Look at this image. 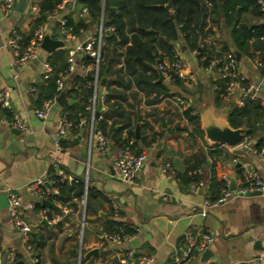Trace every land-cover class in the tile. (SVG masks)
I'll return each mask as SVG.
<instances>
[{"label":"crops","instance_id":"obj_1","mask_svg":"<svg viewBox=\"0 0 264 264\" xmlns=\"http://www.w3.org/2000/svg\"><path fill=\"white\" fill-rule=\"evenodd\" d=\"M1 1L0 89L8 90L13 113L27 127V131H20L0 124V248L3 263L9 264L12 261L9 250L13 249L24 264H117L121 253L125 249H131L136 253L150 255L151 264H173L172 257L183 243L184 232L192 227H200L213 236L208 248L212 256L200 261L198 255L190 258L187 264H256L253 256L264 255V190L258 195L232 197L218 203L210 208L205 217H200L196 210L206 197L207 182L212 172L224 183L227 181L228 187L233 181L234 188L243 167H247L264 183V154L253 153L241 145L229 148L221 144L216 147L218 151L209 153L212 149L211 143L204 135L199 136L192 132V125L181 116V110L173 102V97H181L189 103V108L198 115L199 126L200 115L206 108L211 109L214 117L222 116L226 120L227 106L214 105L210 82L214 75L199 66L196 51L188 50L180 35L173 48L174 53L176 49V53L183 55V60L180 61L185 78L175 84L170 80L168 83V80L162 77L160 81L166 85L168 97H162L154 104H145V99L153 94L144 95L132 82L126 87L118 83L109 85L110 89L120 92L124 97L120 105L123 116L129 118L133 133L137 126V137L134 133V138L144 135L149 138L154 134L153 146L149 144L143 147L136 142L137 148L146 153V161L136 173L132 184L110 175L111 161L116 157V147L110 144L108 151L102 155L97 151L96 142L91 136L94 120L106 109L102 102L106 94L103 85L97 83L95 87L93 113L85 105L84 115L79 117L77 126L62 136L58 165L60 170L69 176L67 181H82L84 193L80 198H71L77 207V214L67 216L60 209V219L50 225L42 221V211L35 208L20 210V215L30 225L32 232L38 230L45 239L39 257L35 258L34 262L32 250L26 249L20 233L7 217V193H13L23 207L30 202L33 205L40 204L41 199L32 195L26 185L36 178L45 179L53 150L49 134L58 127L60 119L63 118L64 107L76 104L77 98H70L64 93V104L55 102L48 110L46 118L40 120L34 115L36 106L33 100L36 94L28 88L45 82L41 77L43 63L49 64L51 53L60 49L73 50L75 64L73 72L64 79L63 90L70 87L75 76L85 75L88 71H84L80 66L86 55L82 46L84 40L98 27L90 24L86 30L73 38L54 37L55 34L60 35L57 24L63 16L70 14L73 19L81 17L85 22H89L86 13L81 12L80 0H62V9L56 5L51 11L45 12L42 26L45 35L62 41L63 45L51 52H46L40 47L37 56L17 69L16 77L13 78L9 65L12 52L6 46V41L12 32L26 35L30 33L34 20L40 15L39 3L43 0H25L21 12L13 8L17 0L10 11L3 12ZM246 18H249V23L252 24L261 22L256 16L246 15ZM207 22L217 45L225 43L233 50L228 28L221 20L217 23ZM239 55V60L236 61L237 71L254 88L255 95H264V84L258 69L249 58ZM120 66L121 63H113L111 68L117 69ZM92 75L94 76L93 73ZM120 75L126 82L127 76L124 72L121 71ZM108 79H114V75L105 76L104 83ZM260 87L261 91H258ZM237 94V91H234V95ZM224 102L230 105L233 99ZM222 109H225L224 113H221ZM95 111L98 112L96 118ZM123 119L118 116L107 119L105 130L109 132L112 121L116 122L113 129H118ZM119 133L123 137L125 129L108 135L117 136ZM157 156L170 163L171 173L157 171ZM232 159L236 161L232 162ZM193 163H198L195 168L200 169L199 177L204 184L202 189L195 192L189 191V184L182 179L188 166ZM86 189H93L98 193L97 196L89 198L90 205L87 209ZM112 205L117 206L116 214L112 212ZM49 209V215L54 218L56 215L53 211L59 207ZM106 219L127 224L134 228V233L128 236L125 242L111 243L104 237ZM57 221L59 224L54 225ZM255 241L260 242L262 250L253 249ZM89 250H96V253L88 256L86 254Z\"/></svg>","mask_w":264,"mask_h":264},{"label":"trees","instance_id":"obj_2","mask_svg":"<svg viewBox=\"0 0 264 264\" xmlns=\"http://www.w3.org/2000/svg\"><path fill=\"white\" fill-rule=\"evenodd\" d=\"M62 0H43L39 3V17L34 20L29 34L19 33L20 47H24L33 29L42 25L44 14L51 11ZM81 8L86 9V15L89 22H85L79 17L73 19L70 14L63 16L67 33L78 35L88 28L90 24L99 26L100 16L102 14L100 36V45L97 57V78L114 75V79H108L103 83L106 94L102 98V102L106 109L99 113L94 120V126L99 128L106 135L116 131L121 132L125 129V135L119 134L110 138L112 145L116 148L125 144L130 138H133V145L136 151V142L146 147L154 142V134L149 138L146 135L134 138L133 127L129 124V118L123 116V109L120 101L123 95L110 89L109 85L118 83L122 87H126L132 82L138 91L144 95L153 94L152 97L145 99V104H154L162 97H168V89L163 81H158L155 65L163 58H172L174 54V42L181 36L182 43L190 51H196L197 61L201 68L209 66L210 61L219 58L226 53H234L235 51L246 56L251 61L258 59L264 60V25H258L256 22L249 26V18L246 15H252L261 19V12L257 0H80ZM168 5V7H166ZM221 20L222 24L228 28V34L233 46V50L225 44L217 45L215 40L206 42L207 35H213L210 27H207V21L217 23ZM261 22L262 19H261ZM107 27H112L111 33L104 32ZM156 32V33H155ZM93 35L97 37L95 30ZM96 50V42L93 44ZM198 49V51H197ZM67 51L60 49L53 53L48 59L53 74L45 80L44 83L35 84V98L33 104L39 108L46 99L57 96L60 92L55 90L54 78L56 73L61 72L67 66ZM84 65L94 64L95 57L85 55L82 60ZM113 63H121L117 69H112ZM236 64V63H235ZM218 66L215 65L214 70ZM236 69V68H235ZM124 72L127 76L126 82L120 72ZM261 76L263 71L258 69ZM173 83L178 84L179 79L173 78ZM212 85H216L219 89L213 90L215 99L213 103L216 107L226 105V122L231 128H241L243 137L252 140V147L259 149L264 140V106L259 102V96L251 94L244 98L243 104L237 106L234 103L227 105L220 99L219 94L222 92L226 79L213 77L210 81ZM244 85L247 81L243 80ZM66 96L77 98V103L67 105L63 109L62 117L71 123L72 128L77 126V122L81 115H84V106L88 105V99L93 96L92 80L86 75L81 74L75 76L71 81L70 87L65 90ZM220 103V104H219ZM186 122L192 125V132L203 136L199 126L198 115L188 108L180 112ZM7 115V114H6ZM112 116L124 118L118 129H113L115 121L111 122L109 132L105 130L106 120ZM259 126H262L260 129ZM61 143V142H60ZM218 144H211L209 153L217 150ZM199 163V162H198ZM188 166L187 171L182 175L184 182L188 184L192 181L201 179L199 175L190 174L196 170V164ZM58 168L60 169L59 165ZM195 168V169H194ZM213 171V170H212ZM62 172V171H61ZM63 175L65 173L62 172ZM45 180L50 187L57 189L58 193L52 196V200L59 205L58 210H54L55 215H60V209L68 206L77 209L72 203L71 198H80L84 193V186L80 179H73L71 182L61 179V175L55 174L53 167H48ZM225 188V183L212 172L206 187V198L215 199L221 189ZM98 193L93 189L85 191V208L90 205L89 198L97 196ZM33 208L43 211L47 219H51L49 208L41 206L39 203L34 204ZM112 208V207H111ZM113 212V209H112ZM114 213V212H113ZM60 222V220H59ZM59 224L58 221L54 225ZM43 225V223H40ZM106 234H118L130 236L134 233V228L113 219H106L104 222ZM45 239L37 230L31 233L29 244L33 252V257L38 258L40 249L44 246ZM9 264H24L18 255L14 253L13 259Z\"/></svg>","mask_w":264,"mask_h":264},{"label":"built area","instance_id":"obj_3","mask_svg":"<svg viewBox=\"0 0 264 264\" xmlns=\"http://www.w3.org/2000/svg\"><path fill=\"white\" fill-rule=\"evenodd\" d=\"M259 4V10L261 12V19L264 22V0H257ZM15 0H2L1 1V10L3 12H8L12 9ZM57 7L59 9L63 8V2H60ZM82 13H86V9H81ZM65 22L63 19L58 20V33L60 36L73 38L74 35L67 33V29L65 28ZM97 31V37L93 34L89 35L83 43L82 50L86 55L90 57H95L94 64L84 65L81 62L80 66L84 71H88L89 73H93L94 76L97 75V57H98V48L100 45V36L102 34V28L99 24ZM113 31L112 27H107L104 29V32L111 33ZM45 35L44 28L42 25L37 26L24 47H20L18 42L19 34L17 32H12L10 37L6 41V46L11 49L12 58L9 63L12 77L15 78L17 74V69L23 66L30 60H33L40 49V44ZM214 40L213 35H207L205 38L206 42H210ZM96 42V50L93 49V44ZM74 51H67L66 55V63L67 66L61 72L56 73L54 78L55 90L57 92H61L64 86V79L68 74L73 72L75 69V64L73 61ZM223 60L219 58H215L210 61L209 66L202 68L206 71H213L214 66L218 64L216 69L214 70V77L219 79H226V82L223 86L222 92L219 94V97L223 101H228L230 98L233 99V103L237 106H241L243 104L244 98L249 95L254 94V88L247 84L244 85L242 82L245 80L237 71L236 68V60L233 53H226L222 56ZM253 65L257 69H262L263 73L261 75V81L264 84V60L259 61L258 59L252 60ZM156 71L162 75V77L166 80H172L173 78H177L182 80L185 78V73L181 68L180 59L173 54L172 58L169 59L167 57H163L156 65ZM51 68L49 64L43 63V73L41 75L43 80L48 79L51 76ZM92 87H93V96L88 99L87 109L91 110L93 113V102H94V91L95 87L98 83V78L91 79ZM29 91L34 93V86H30ZM213 90H218L219 88L216 85H212ZM234 91H237V96L234 95ZM56 96L46 99L42 102L39 108L34 109V115L40 119L44 120L47 116L48 110L55 103ZM173 102L178 106V108L183 111L189 108V103L182 99L181 97H173ZM259 102L264 106V95L259 96ZM7 114V115H6ZM0 124L6 125L8 127H12L18 129L20 131H27V127L24 123H22L16 114H13L10 107L9 101V93L6 88L0 89ZM72 128L71 123L66 121L64 118L60 119V123L56 130L49 134L50 140L53 145V150L50 154V167L55 169V174L60 176L61 179H68L69 176L63 175L61 170L58 168V154L61 152V138L62 136ZM91 136L94 138L96 142L97 151L104 155L108 149L110 144H112L108 135L102 132L97 127H91ZM133 138H130L125 144L116 148V157H114L111 161V170L112 177L123 181L127 184H132L136 177V173L140 170V168L144 165L146 161V153L141 151H136V148L133 145ZM252 140L249 138L243 137L241 145L244 149L251 150L256 154H264V140L259 147V149H254L252 147ZM154 144L151 143V146ZM236 159H232V162H235ZM155 166L159 173H171L170 163L164 160L161 156H157L155 158ZM47 171V170H46ZM190 174L200 175V169L193 170L188 172ZM46 175V172H45ZM44 182H47L43 178H36L33 181L29 182L26 185V189L34 196L40 199H46L54 203L59 207V205L54 202L51 198L53 195L58 193L56 188L47 187L44 185ZM204 184L201 179L196 181H192L188 185L189 191L195 192L197 189H202ZM264 190V183L261 178L251 169L247 167H243L238 181L234 187V189L229 190L227 181L225 182V188L220 190L219 195L213 199L209 200L206 197L201 201L196 213L200 217H205L210 208L215 206L218 203H222L232 197H237L238 195L243 194L246 191H259L260 193ZM22 208H33V204L27 203L24 207L21 205L19 199L13 193H7V202H6V212L8 219L10 220L13 227L20 233L22 241L26 245V249L31 250V245L29 241L31 239L32 229L30 225L23 220L20 215V210ZM60 208V207H59ZM112 209L114 214L117 213V206L112 205ZM63 214L65 215H75L77 214V210H74L71 207L63 206L61 208ZM42 221L46 224L50 225L54 221L60 219L59 215H56L54 218L47 219L44 216V212H41ZM104 237L107 241L111 243H121L125 242L128 239L126 235H118V234H104ZM213 241V236L206 230L200 227H192L187 229L184 232L183 243L180 249L174 253L172 257L173 264H187L190 258L201 255L204 250L208 249L210 244ZM9 256H14L13 249L9 250ZM256 264H264V255H258L257 258H254ZM36 259L34 258V262ZM152 257L148 254L136 253L131 249H125L117 260V264H151ZM11 263V262H10ZM0 264H4L1 258V248H0Z\"/></svg>","mask_w":264,"mask_h":264},{"label":"water","instance_id":"obj_4","mask_svg":"<svg viewBox=\"0 0 264 264\" xmlns=\"http://www.w3.org/2000/svg\"><path fill=\"white\" fill-rule=\"evenodd\" d=\"M25 5V0H17L14 4V10L21 12L24 8ZM166 7H168V5H166ZM101 20H102V14L100 16V25H101ZM252 23H249V26H251ZM258 25H264V22H260L258 23ZM156 33V32H155ZM63 45L62 41L57 40V39H52L50 38L48 35H44L40 47L46 51V52H51L52 50H54L55 48L61 47ZM198 51V49H197ZM234 57L235 60L238 61L239 60V53L238 52H234ZM89 79H96V76H93L92 74H90L89 72H87L85 74ZM162 80V75L158 74V81ZM98 83L100 85H103L104 83V78H100ZM262 89L264 91V85L262 86ZM65 90H62L55 98V102L59 105H63L65 102ZM225 109L221 110V113H224ZM98 115V112L95 111L94 112V118H96ZM200 119H201V124H200V129L205 137V139L211 143V144H221L224 145L226 147L232 148L235 147L237 145H239L243 139V132L241 128H231L228 126L226 120H224V118L222 116L220 117H214L212 115L211 109L210 108H206L203 113H201L200 115ZM162 121V118H161ZM260 129H262V126H259ZM134 133H135V137H137V126L134 129ZM159 144V143H158ZM159 145H157L158 147ZM110 175H112V170H110ZM233 181L230 182V186L228 187L229 190L234 189L233 186ZM44 185L47 187H50L49 184L47 182H44ZM260 194L259 191H246L241 195H238L237 197L243 196H253V195H258ZM40 205L44 206L46 208H53V209H58V207L52 203L49 200L46 199H41L40 201ZM44 222V221H43ZM253 249L256 251H260L262 250V247L260 246V242L259 241H255L253 244ZM96 250H89L87 252L86 255H91V254H95ZM212 256L211 252L209 249H206L203 251V253L200 255L199 259L200 261H205L208 258H210ZM258 255H254L253 258H257ZM31 264V263H28Z\"/></svg>","mask_w":264,"mask_h":264},{"label":"rangeland","instance_id":"obj_5","mask_svg":"<svg viewBox=\"0 0 264 264\" xmlns=\"http://www.w3.org/2000/svg\"><path fill=\"white\" fill-rule=\"evenodd\" d=\"M54 37H56V38H60V35H58V34H55V35H53ZM176 49H175V55L179 58V59H181V60H183V55L182 54H180V53H176ZM179 52V51H178ZM181 62V61H180ZM181 68H182V66H181ZM183 69V68H182ZM168 83H170L169 81H168ZM258 91H261V87L258 89ZM211 96H212V99L214 100L215 99V95H214V92L211 94ZM220 104V103H219ZM10 107H11V105H10ZM11 111H12V109H11ZM13 112V111H12ZM14 114V113H13ZM8 217V216H7Z\"/></svg>","mask_w":264,"mask_h":264}]
</instances>
